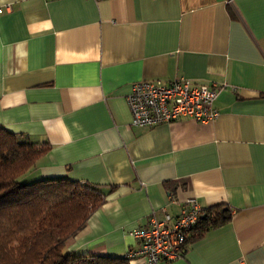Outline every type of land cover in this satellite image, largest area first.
Returning a JSON list of instances; mask_svg holds the SVG:
<instances>
[{"label": "crops", "instance_id": "1", "mask_svg": "<svg viewBox=\"0 0 264 264\" xmlns=\"http://www.w3.org/2000/svg\"><path fill=\"white\" fill-rule=\"evenodd\" d=\"M0 8V127L48 146L26 179L68 177L105 197L66 250L126 256L131 232L195 198L227 204L230 221L160 264H264V0ZM180 77L219 88V117L134 126L133 83Z\"/></svg>", "mask_w": 264, "mask_h": 264}, {"label": "trees", "instance_id": "2", "mask_svg": "<svg viewBox=\"0 0 264 264\" xmlns=\"http://www.w3.org/2000/svg\"><path fill=\"white\" fill-rule=\"evenodd\" d=\"M47 150L45 144L0 127V264H131L128 255H76L66 250L105 197L97 186L68 177L27 180ZM202 211L184 247L231 219L227 204Z\"/></svg>", "mask_w": 264, "mask_h": 264}, {"label": "built area", "instance_id": "3", "mask_svg": "<svg viewBox=\"0 0 264 264\" xmlns=\"http://www.w3.org/2000/svg\"><path fill=\"white\" fill-rule=\"evenodd\" d=\"M218 92L215 84H199L184 77L167 84L148 79L134 82L127 96L132 124L153 127L183 118L213 121L220 115L214 106ZM202 212L197 200L191 198L177 216L166 214L163 220L151 218L147 227L135 229L131 234L139 246L127 253L131 262L143 258L147 264H159L162 260L171 262L182 257L186 236Z\"/></svg>", "mask_w": 264, "mask_h": 264}, {"label": "rangeland", "instance_id": "4", "mask_svg": "<svg viewBox=\"0 0 264 264\" xmlns=\"http://www.w3.org/2000/svg\"><path fill=\"white\" fill-rule=\"evenodd\" d=\"M38 178H30V180L29 181H31V180H33V181H36Z\"/></svg>", "mask_w": 264, "mask_h": 264}, {"label": "water", "instance_id": "5", "mask_svg": "<svg viewBox=\"0 0 264 264\" xmlns=\"http://www.w3.org/2000/svg\"><path fill=\"white\" fill-rule=\"evenodd\" d=\"M205 215H203V217H204Z\"/></svg>", "mask_w": 264, "mask_h": 264}]
</instances>
